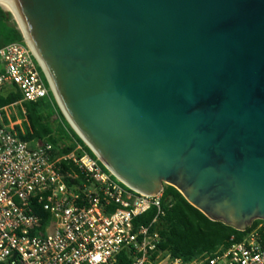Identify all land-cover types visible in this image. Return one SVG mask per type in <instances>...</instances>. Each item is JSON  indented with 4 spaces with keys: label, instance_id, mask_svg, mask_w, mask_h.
<instances>
[{
    "label": "water",
    "instance_id": "obj_1",
    "mask_svg": "<svg viewBox=\"0 0 264 264\" xmlns=\"http://www.w3.org/2000/svg\"><path fill=\"white\" fill-rule=\"evenodd\" d=\"M4 1L116 179L239 231L264 221V0Z\"/></svg>",
    "mask_w": 264,
    "mask_h": 264
},
{
    "label": "built area",
    "instance_id": "obj_2",
    "mask_svg": "<svg viewBox=\"0 0 264 264\" xmlns=\"http://www.w3.org/2000/svg\"><path fill=\"white\" fill-rule=\"evenodd\" d=\"M6 90L23 100L0 108V264H264L263 224L192 262L160 250L164 190L134 191L77 142L62 154L52 143L21 139L10 110L50 94L25 41L0 49V93ZM152 209L153 221L137 225Z\"/></svg>",
    "mask_w": 264,
    "mask_h": 264
},
{
    "label": "trees",
    "instance_id": "obj_3",
    "mask_svg": "<svg viewBox=\"0 0 264 264\" xmlns=\"http://www.w3.org/2000/svg\"><path fill=\"white\" fill-rule=\"evenodd\" d=\"M9 13L0 6V49L12 43H24L16 20ZM39 71L50 89L40 67ZM22 100V95L14 90L0 93V108ZM21 108L26 111L25 115L21 114L24 117L22 124L16 127L21 139L35 143L37 141L52 143L60 149L62 154L71 152L74 149V143L77 142L84 146L92 158L98 159L83 140L71 131L52 91L49 98L37 103L24 102ZM100 164L104 167L101 162ZM163 192L162 208L165 214L159 218L155 226L162 237L159 248L186 262L212 256L219 250L228 248L233 242L232 238L237 242L242 241L259 225H264L263 220H257L246 231H239L223 222L210 220L193 207L174 187L165 186ZM155 216L156 210L152 209L139 217L136 224H150ZM260 234L264 244V230H261Z\"/></svg>",
    "mask_w": 264,
    "mask_h": 264
},
{
    "label": "rangeland",
    "instance_id": "obj_4",
    "mask_svg": "<svg viewBox=\"0 0 264 264\" xmlns=\"http://www.w3.org/2000/svg\"><path fill=\"white\" fill-rule=\"evenodd\" d=\"M15 20V19H14ZM19 28V27H18ZM54 96V95H53ZM55 98V97H54ZM56 100V99H55ZM57 102V101H56ZM57 105H58V103H57ZM58 107H59V105H58ZM59 109H60V107H59ZM21 110H22V108H21V106H16L15 108H14V110H10V112L12 113V116H13V120H15V119H17V120H23V115H21L23 112H21ZM60 111H61V109H60ZM68 123V122H67ZM18 124H21L19 121H18ZM68 125H69V127H70V129H71V131H73L76 135H77V133L73 130V128L70 126V124L68 123ZM78 136V135H77ZM79 137V136H78Z\"/></svg>",
    "mask_w": 264,
    "mask_h": 264
},
{
    "label": "bare ground",
    "instance_id": "obj_5",
    "mask_svg": "<svg viewBox=\"0 0 264 264\" xmlns=\"http://www.w3.org/2000/svg\"><path fill=\"white\" fill-rule=\"evenodd\" d=\"M0 4L7 10L11 11V7L8 5V3L4 0H0ZM10 14V13H9Z\"/></svg>",
    "mask_w": 264,
    "mask_h": 264
},
{
    "label": "crops",
    "instance_id": "obj_6",
    "mask_svg": "<svg viewBox=\"0 0 264 264\" xmlns=\"http://www.w3.org/2000/svg\"><path fill=\"white\" fill-rule=\"evenodd\" d=\"M9 91H12V90H6V91H4V92H2V93H5V92H9ZM21 106V105H20ZM18 121L22 124V122H23V120H17V121H15L16 123H18Z\"/></svg>",
    "mask_w": 264,
    "mask_h": 264
}]
</instances>
